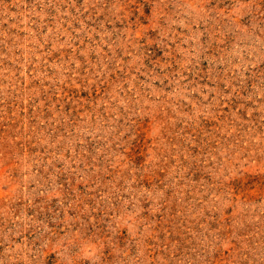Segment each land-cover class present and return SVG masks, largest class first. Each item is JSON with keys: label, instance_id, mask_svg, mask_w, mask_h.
I'll list each match as a JSON object with an SVG mask.
<instances>
[{"label": "rangeland", "instance_id": "obj_1", "mask_svg": "<svg viewBox=\"0 0 264 264\" xmlns=\"http://www.w3.org/2000/svg\"><path fill=\"white\" fill-rule=\"evenodd\" d=\"M0 264H264V0H0Z\"/></svg>", "mask_w": 264, "mask_h": 264}]
</instances>
